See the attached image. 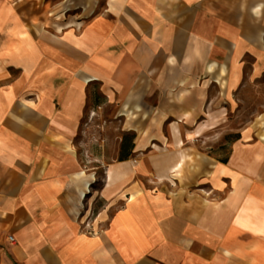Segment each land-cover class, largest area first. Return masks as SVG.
Returning a JSON list of instances; mask_svg holds the SVG:
<instances>
[{
	"label": "crops",
	"instance_id": "crops-1",
	"mask_svg": "<svg viewBox=\"0 0 264 264\" xmlns=\"http://www.w3.org/2000/svg\"><path fill=\"white\" fill-rule=\"evenodd\" d=\"M263 50L264 0H0V264H264V113L226 162L182 133ZM90 81L142 131L100 172L75 147Z\"/></svg>",
	"mask_w": 264,
	"mask_h": 264
},
{
	"label": "rangeland",
	"instance_id": "rangeland-1",
	"mask_svg": "<svg viewBox=\"0 0 264 264\" xmlns=\"http://www.w3.org/2000/svg\"><path fill=\"white\" fill-rule=\"evenodd\" d=\"M256 63L263 64V69L259 76L252 78L254 73V65ZM208 96L216 98L223 95L221 87L217 83L207 84ZM114 90V89H113ZM131 93H135L132 92ZM121 89L116 92L114 90L113 100H109L107 94L103 90V83L99 81H90L86 83L83 89V113L80 120L78 132L75 136L76 151L83 159L89 154L99 156L98 162L92 164L97 165V171L102 170L105 164L104 160L118 159L121 150V141L125 133H133L134 137L128 140L134 145V141L141 130L126 129L127 126L138 127L140 121L136 114L122 112V102L124 98L121 96ZM231 97L223 102V97L219 100L222 108V116L218 121V126L202 135L205 142L199 144V148L216 159L224 158L230 149V144L237 134H240L249 123L264 113V50L258 56L245 54L241 59L240 77ZM129 102L137 101V99L129 98ZM155 115V114H153ZM203 119H199L201 122ZM166 123L161 125L157 137L164 139L168 137L165 124L172 122V119L166 118ZM192 127L187 126L182 129L184 137L188 133H192ZM144 134L148 135L149 130H144ZM125 144L128 143L124 140ZM159 147H165L159 143ZM159 148L158 146H155ZM133 150V149H132ZM132 155V151H131ZM130 155V156H131ZM98 158V159H99ZM85 162V161H84ZM85 164H89L86 163Z\"/></svg>",
	"mask_w": 264,
	"mask_h": 264
},
{
	"label": "bare ground",
	"instance_id": "bare-ground-1",
	"mask_svg": "<svg viewBox=\"0 0 264 264\" xmlns=\"http://www.w3.org/2000/svg\"><path fill=\"white\" fill-rule=\"evenodd\" d=\"M242 57L243 56L239 53L238 55H236L233 58L232 69H231V79H230L229 86H228V98L231 97L230 94H231L232 90L234 89L236 83L239 81ZM262 69H263V64L256 63L254 65V70H253L254 73L252 74V78L259 76ZM103 90L107 94L109 100H113L114 90L110 86L109 82H104ZM208 116H209V118L205 121L198 123L197 128L192 133H188L187 137H189V138L190 137H199L205 131H208L210 129L215 128L219 119L214 117V116H211L210 114ZM188 117H190V115L188 113H183L181 115V118H184V119H187Z\"/></svg>",
	"mask_w": 264,
	"mask_h": 264
},
{
	"label": "trees",
	"instance_id": "trees-1",
	"mask_svg": "<svg viewBox=\"0 0 264 264\" xmlns=\"http://www.w3.org/2000/svg\"><path fill=\"white\" fill-rule=\"evenodd\" d=\"M133 137H134L133 133H125V135L123 136L122 141H121V150H120L121 156L118 158V160H125L130 157L133 146H132V143H130L128 140H131ZM239 138H240V135L237 134L236 137L232 141L239 139ZM124 140H127L128 143L125 144ZM218 160L221 162H226L227 155L224 158L218 159Z\"/></svg>",
	"mask_w": 264,
	"mask_h": 264
},
{
	"label": "built area",
	"instance_id": "built-area-1",
	"mask_svg": "<svg viewBox=\"0 0 264 264\" xmlns=\"http://www.w3.org/2000/svg\"><path fill=\"white\" fill-rule=\"evenodd\" d=\"M8 238H9L10 241L13 240V238L11 236H9Z\"/></svg>",
	"mask_w": 264,
	"mask_h": 264
}]
</instances>
